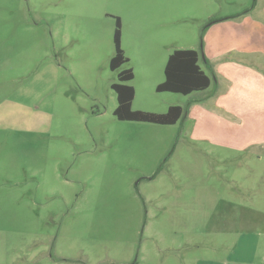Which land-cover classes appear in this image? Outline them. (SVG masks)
<instances>
[{
  "label": "rangeland",
  "instance_id": "obj_1",
  "mask_svg": "<svg viewBox=\"0 0 264 264\" xmlns=\"http://www.w3.org/2000/svg\"><path fill=\"white\" fill-rule=\"evenodd\" d=\"M256 1L0 0V264H195L225 256L219 242L238 240L242 221L264 264V156L224 143L228 83L201 60L209 88L156 89L175 48L244 64L211 20ZM116 17L129 61L112 70ZM127 68L133 109L183 116L118 119L112 83Z\"/></svg>",
  "mask_w": 264,
  "mask_h": 264
},
{
  "label": "crops",
  "instance_id": "obj_2",
  "mask_svg": "<svg viewBox=\"0 0 264 264\" xmlns=\"http://www.w3.org/2000/svg\"><path fill=\"white\" fill-rule=\"evenodd\" d=\"M217 19L219 20L214 24L226 26L229 35L233 38V43L224 51L237 56L234 57V60H245L244 64L231 61L219 65V61H215V59H219L222 52L214 53V48H209L207 49L208 58L204 56L206 52L202 48L201 60L207 62L208 67H212L216 71L219 84L228 83L225 91L219 95L220 102L226 104L227 113L230 114V119L228 118L227 123L220 128L227 132V139H224L227 141L224 143L235 149L259 147L261 154L258 155V158L262 159L264 156V69L259 65H252L249 60L254 55H259L260 59H264V0L260 3L256 1L245 13H229ZM6 33L9 34L7 31ZM2 34L3 32L0 31V36ZM3 44L1 37L0 46ZM201 65L204 68L202 63ZM229 82L238 88L236 92L231 89ZM233 100H236V103H232ZM4 103L5 101L0 103V108L4 106ZM229 103L232 104V108H229ZM1 128H8L4 125V121H0ZM240 228L243 230L240 232L242 236L235 242L224 243V240H220L219 243L229 246L225 256H218V258L199 257L195 259L194 263L252 264L250 247L246 246L251 244V240L246 237L247 231L244 230L247 227L244 221L241 222Z\"/></svg>",
  "mask_w": 264,
  "mask_h": 264
},
{
  "label": "trees",
  "instance_id": "obj_3",
  "mask_svg": "<svg viewBox=\"0 0 264 264\" xmlns=\"http://www.w3.org/2000/svg\"><path fill=\"white\" fill-rule=\"evenodd\" d=\"M217 20L219 19H213L211 23ZM116 24L114 33L115 53L110 60L112 70L118 69L129 61V57L122 47V22L120 17H116ZM202 51V48L201 50L175 48L168 56L164 68L165 79L157 85V91H170L188 95L209 88L212 78L200 63ZM118 77L119 81L112 83V88L117 94L118 105L114 110V114L118 119L174 124L183 116L184 108L181 105H170L164 113L133 109L135 87L125 82L134 78V71L132 68H127L121 71Z\"/></svg>",
  "mask_w": 264,
  "mask_h": 264
}]
</instances>
